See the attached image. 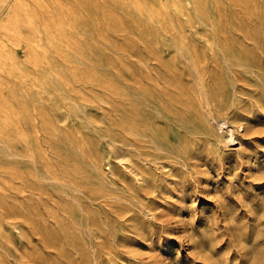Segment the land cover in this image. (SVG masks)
<instances>
[{
  "label": "rangeland",
  "instance_id": "1",
  "mask_svg": "<svg viewBox=\"0 0 264 264\" xmlns=\"http://www.w3.org/2000/svg\"><path fill=\"white\" fill-rule=\"evenodd\" d=\"M0 264H264V0H0Z\"/></svg>",
  "mask_w": 264,
  "mask_h": 264
},
{
  "label": "bare ground",
  "instance_id": "2",
  "mask_svg": "<svg viewBox=\"0 0 264 264\" xmlns=\"http://www.w3.org/2000/svg\"><path fill=\"white\" fill-rule=\"evenodd\" d=\"M239 34V33H238ZM258 42V41H257ZM195 52V51H194ZM196 54V53H195ZM194 54V55H195ZM157 55V54H156ZM229 55H231L230 53H229ZM154 58V57H153ZM231 58H232V56H231ZM197 59V58H196ZM213 60H215V59H213ZM199 62V61H198ZM213 62V61H212ZM238 64V63H237ZM201 65H203V64H201ZM216 65V64H215ZM241 66V65H240ZM204 71V70H203ZM205 75V74H204ZM198 76V75H197ZM198 81V80H197ZM203 81V80H202ZM215 84V83H214ZM140 99V98H139ZM142 99V98H141ZM225 103H226V101H225ZM131 106V105H130ZM133 111H134V107H133ZM135 117V116H134ZM221 125V124H220ZM225 125V124H224ZM227 126V125H226ZM229 129V128H228ZM232 129V127L230 128V130ZM243 130V129H242ZM231 139V138H230ZM234 141L235 140H233L232 142H233V145H234ZM230 145V144H229ZM257 151V150H256ZM261 151V150H260ZM154 152H155V150H154ZM140 155V154H139ZM247 164V163H246ZM249 168V167H248ZM208 177V176H207ZM222 182V181H221ZM175 207V206H174ZM195 209V208H194ZM236 226V225H235ZM204 252V251H203Z\"/></svg>",
  "mask_w": 264,
  "mask_h": 264
}]
</instances>
